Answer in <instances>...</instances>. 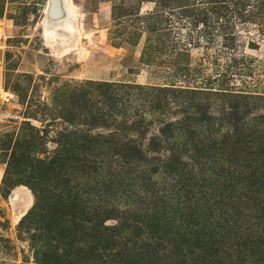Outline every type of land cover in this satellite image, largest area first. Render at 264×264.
<instances>
[{"label":"trees","instance_id":"1","mask_svg":"<svg viewBox=\"0 0 264 264\" xmlns=\"http://www.w3.org/2000/svg\"><path fill=\"white\" fill-rule=\"evenodd\" d=\"M5 5L0 0V17ZM147 21L152 33L170 29ZM179 49L178 72L192 76L190 59L181 57L188 51ZM64 89L62 117L69 126L57 132L51 155H39L49 132L28 119L16 139L1 147L10 152L4 184L26 183L34 194L21 226L30 224L37 260L196 264V257L213 254L228 239L248 240L243 227L250 221L240 219L241 203L264 208V92H224L216 104L215 87L174 79H84ZM81 173L86 179L108 174L113 182L93 177L91 190ZM208 192L214 196L198 208L197 195ZM50 239L64 254L51 252Z\"/></svg>","mask_w":264,"mask_h":264},{"label":"rangeland","instance_id":"2","mask_svg":"<svg viewBox=\"0 0 264 264\" xmlns=\"http://www.w3.org/2000/svg\"><path fill=\"white\" fill-rule=\"evenodd\" d=\"M67 1L75 11L72 27L67 29L47 22L49 0H6L0 17V264H44L35 257L27 232L30 224L21 226L34 205L33 191L26 183L4 184L10 152L1 147L16 139L22 121L28 119L49 132L46 151L39 155H51L57 147L53 141L57 132L69 126L62 117L67 83L84 79L192 81L215 87L218 95L211 97L216 104L218 96L227 94L224 92H264V0ZM147 19L170 29L152 33ZM179 48L188 51L181 57L190 59L192 76L178 72L182 62ZM24 73L29 76L25 78ZM221 87L228 91L218 90ZM79 175L93 190L92 179L99 176L94 173L86 179L85 174ZM99 179L113 182L108 174ZM53 182L50 184L56 185ZM16 190L23 196L15 197ZM197 196L198 208L204 210L206 200L214 195ZM241 205L240 219L243 215L250 221L243 227L247 247L239 245L242 241L228 239L229 244H220L213 254L202 253L204 260L196 257V264H264V208L252 209L245 199ZM189 206L191 210L195 207L193 203ZM57 245V240L50 239L51 252L61 256L65 250Z\"/></svg>","mask_w":264,"mask_h":264},{"label":"bare ground","instance_id":"3","mask_svg":"<svg viewBox=\"0 0 264 264\" xmlns=\"http://www.w3.org/2000/svg\"><path fill=\"white\" fill-rule=\"evenodd\" d=\"M45 13L47 22L66 29L72 27V19L75 16V11L67 0H53V3L49 2L46 6ZM13 195L19 198L23 196V193L20 190H16Z\"/></svg>","mask_w":264,"mask_h":264},{"label":"water","instance_id":"4","mask_svg":"<svg viewBox=\"0 0 264 264\" xmlns=\"http://www.w3.org/2000/svg\"><path fill=\"white\" fill-rule=\"evenodd\" d=\"M49 2L53 3V0H49Z\"/></svg>","mask_w":264,"mask_h":264}]
</instances>
